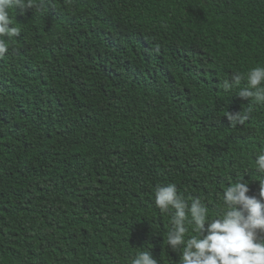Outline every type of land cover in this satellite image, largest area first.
Listing matches in <instances>:
<instances>
[{
	"label": "trees",
	"instance_id": "trees-1",
	"mask_svg": "<svg viewBox=\"0 0 264 264\" xmlns=\"http://www.w3.org/2000/svg\"><path fill=\"white\" fill-rule=\"evenodd\" d=\"M12 15L21 33L0 59V264H130L148 250L178 264L156 185L175 183L210 214L229 182L258 196L264 104L236 95L246 81L223 83L264 66V0H43ZM249 106L231 126L226 111Z\"/></svg>",
	"mask_w": 264,
	"mask_h": 264
},
{
	"label": "clouds",
	"instance_id": "clouds-1",
	"mask_svg": "<svg viewBox=\"0 0 264 264\" xmlns=\"http://www.w3.org/2000/svg\"><path fill=\"white\" fill-rule=\"evenodd\" d=\"M43 0H0V59L9 51V44L21 33L14 24L12 10L37 8ZM153 92L163 87L162 74L151 64ZM186 65L181 76H186ZM172 68V67H171ZM169 69V74L171 71ZM242 81L247 86L236 95L252 104H264V66H254L246 73L235 72L223 88L230 91ZM251 106L238 112L226 111L231 126L243 125L249 119ZM256 169L264 173V150L257 153ZM259 194L249 195L248 182L237 179L224 188L220 212L210 214L199 196L185 198L175 183L156 185L155 206L169 213L167 245L179 254L178 264H264V176L259 179ZM130 264H158L148 251H137Z\"/></svg>",
	"mask_w": 264,
	"mask_h": 264
}]
</instances>
